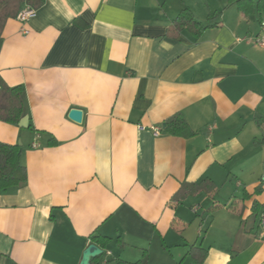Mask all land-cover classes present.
Listing matches in <instances>:
<instances>
[{
	"label": "crops",
	"instance_id": "obj_1",
	"mask_svg": "<svg viewBox=\"0 0 264 264\" xmlns=\"http://www.w3.org/2000/svg\"><path fill=\"white\" fill-rule=\"evenodd\" d=\"M183 10L200 34L169 30ZM262 18L228 0H45L9 20L0 78L28 123L0 122V142L27 170L0 190V264H80L93 237L110 241L91 264H264ZM175 114L193 137L166 132Z\"/></svg>",
	"mask_w": 264,
	"mask_h": 264
},
{
	"label": "trees",
	"instance_id": "obj_2",
	"mask_svg": "<svg viewBox=\"0 0 264 264\" xmlns=\"http://www.w3.org/2000/svg\"><path fill=\"white\" fill-rule=\"evenodd\" d=\"M45 0H0V49L2 46V33L5 25L9 20L16 19L17 15L24 9L37 10L40 9ZM229 5H235L244 12H264V0H228ZM206 27L202 26L194 20V17L188 10L179 13L174 21H172L169 30L181 31L183 29L193 31L196 35L200 34ZM22 88L20 86L9 87L0 78V122L18 126L20 120L24 116V106L22 100ZM166 132L171 136L190 138L195 132L190 130L181 115L175 114L168 118L165 122ZM50 145L56 144L54 140L49 142ZM23 149L20 145H8L0 142V190H6L10 187L21 186L26 182V170L22 164ZM194 191L197 193L201 188V184L193 185ZM214 188L211 187L209 191ZM110 240L107 238L93 237L92 242L103 247ZM1 257V255H0ZM91 259V261L97 260ZM146 255L137 264H146ZM199 264V262H193Z\"/></svg>",
	"mask_w": 264,
	"mask_h": 264
},
{
	"label": "water",
	"instance_id": "obj_3",
	"mask_svg": "<svg viewBox=\"0 0 264 264\" xmlns=\"http://www.w3.org/2000/svg\"><path fill=\"white\" fill-rule=\"evenodd\" d=\"M69 119L79 123L81 119V112L77 110H72L69 112ZM28 123V118L25 116L19 122V127L26 128ZM165 128V125H163ZM102 254V250L96 245H89L83 253V257L80 264H91V259L97 258Z\"/></svg>",
	"mask_w": 264,
	"mask_h": 264
},
{
	"label": "built area",
	"instance_id": "obj_4",
	"mask_svg": "<svg viewBox=\"0 0 264 264\" xmlns=\"http://www.w3.org/2000/svg\"><path fill=\"white\" fill-rule=\"evenodd\" d=\"M34 15H35V10L24 9L21 10V12L17 15L16 19L20 22H26L30 18L34 17ZM260 27L262 30V35L256 38L254 41L258 47L264 48V18H262L260 22ZM153 131H154V135H159L160 130L158 128H154ZM259 227L262 232V235H264V205H263V211L261 212L260 215Z\"/></svg>",
	"mask_w": 264,
	"mask_h": 264
},
{
	"label": "rangeland",
	"instance_id": "obj_5",
	"mask_svg": "<svg viewBox=\"0 0 264 264\" xmlns=\"http://www.w3.org/2000/svg\"><path fill=\"white\" fill-rule=\"evenodd\" d=\"M103 256H104V255H103ZM103 256H102V257H103Z\"/></svg>",
	"mask_w": 264,
	"mask_h": 264
}]
</instances>
